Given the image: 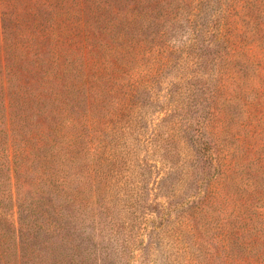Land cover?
<instances>
[{
    "label": "trees",
    "instance_id": "16d2710c",
    "mask_svg": "<svg viewBox=\"0 0 264 264\" xmlns=\"http://www.w3.org/2000/svg\"><path fill=\"white\" fill-rule=\"evenodd\" d=\"M195 2L191 8L181 0H60L56 7L48 0L33 5L0 0V264H39L38 258L49 250V245L39 247L54 229L38 225L28 202L53 207L46 216H57L68 227H80L76 221L82 226L81 212L94 211L95 190L100 188L92 173L104 149V141H97L104 140L103 133L108 140L122 139L115 132L126 93L122 77L131 64L142 67L149 48L157 49V65L145 69L150 75L168 76L166 71L177 64L184 70L179 84L158 100L157 192L169 191V196L157 194L158 235L172 227L181 239L188 238L189 264H264V0ZM44 10L50 17L46 27L39 15ZM229 66L228 81L238 85L230 92L227 81L223 96L220 84L206 76ZM254 67L258 76L240 84ZM25 73L31 74L29 84L23 82ZM184 80L192 82L191 102L181 109ZM196 97L208 108L199 112ZM238 103L239 115L233 114ZM55 110L82 115L89 122L80 131L73 119V137L64 128L58 131L65 143L63 160L49 157L51 149L41 157L43 180L62 173L66 187L55 194L57 199L38 190L36 197L26 198L17 182L14 196L11 181L22 152L18 136L45 141L43 128L36 124L32 130L29 118L35 111L45 115ZM93 125L102 139L92 136ZM181 142L190 147L189 158ZM67 166L76 173L64 172ZM77 172L91 182L88 202L80 205L69 175L79 179ZM183 185L190 191L184 198ZM176 198L180 202H171ZM66 205L76 211L67 221L62 213ZM179 206L193 210L187 220H173ZM65 232L71 239L76 233ZM87 243L98 247L100 237L61 248L58 264H104L105 256L94 258ZM30 246L37 247L33 256ZM125 248L122 244L121 252Z\"/></svg>",
    "mask_w": 264,
    "mask_h": 264
},
{
    "label": "rangeland",
    "instance_id": "374dc122",
    "mask_svg": "<svg viewBox=\"0 0 264 264\" xmlns=\"http://www.w3.org/2000/svg\"><path fill=\"white\" fill-rule=\"evenodd\" d=\"M36 1L26 0L31 5ZM48 1L56 7L60 6V0ZM181 1L191 5V8L195 7L196 4L195 0ZM48 14L49 12L46 10L39 13L45 27V24L50 22ZM69 27L71 28L72 25ZM154 51L157 49H147L143 53L142 67L137 69L135 64H131L129 70L122 77L121 84L126 93L123 97L124 106L118 115L117 124H115V132L122 136V139L114 137L108 140L105 133H103V138L98 125L92 126L94 131L92 136L104 140L92 139L97 142L104 141V149L101 152L102 156L98 157V165H95L96 172L92 173L96 185L100 188L97 189L93 185L96 188L94 211L86 209L84 214L81 212L82 226L76 221L80 227L86 229L85 232L76 225L68 227L66 223L60 224L57 222V216L48 218L46 213L52 212L53 207H40V203L37 204V201L28 202L34 208L33 212L39 219L38 225L45 229H54V231L43 236L42 245L39 249L44 245H49V250L43 252L42 256L38 258L39 264H58L61 257L57 251L71 243L76 245L81 239L94 237H100L101 244L98 247H92L90 243L87 244L92 249L94 258L100 255L105 256L104 264H189L191 252L186 245L189 239L185 237L181 239L179 232H176L172 227L168 228L164 236L161 234L159 236L160 229L159 233L157 230V194L160 192L162 195L163 193L169 194L167 189H158L157 192V144L159 142L157 125L162 119L160 113L157 112L161 108L158 100H163L167 96V90L173 84H179L184 70L177 64L174 69L166 71L168 76L150 75L149 70L145 69L157 65V53H153ZM230 69V66L229 68L225 67L222 73H217L216 76H206L213 77L217 81L212 82L213 84H220L219 92L223 96H226V90L222 88V85L229 80ZM30 76L31 74L25 73L23 82L29 84ZM242 76H245V79H242L240 84H247L250 78L258 76L256 67ZM183 84L186 85L185 90H182L178 97L182 102L181 109L188 107L192 92L190 88L192 82L188 83L184 80ZM228 84L230 92L238 85L235 81H228ZM239 103L235 106L233 114L239 115L240 109H237ZM194 105H198L199 112L203 108H208L204 101L198 97L194 99ZM56 110L51 114L44 115L35 111L30 115L32 130L37 128L36 124H39L43 128L41 135L45 137V141L37 142L36 139L32 140L29 137L23 140V136H18L22 142V152L17 159L16 176L14 175L11 181L14 196L17 190V182L23 188L26 198L36 197L35 192L38 190L46 197L57 199L55 194L66 187L64 184L65 174L62 173L56 174L49 181L43 180V176L40 175V165L43 161L41 157L51 149L52 153L48 154L49 157H60L63 160L62 153L65 150V143L63 137H59L58 131L64 128L71 132L73 137L77 134L70 125L73 119L80 131H85L86 129L83 130L82 126L89 122L82 115L69 112L68 116L56 112ZM177 114L179 117L180 113ZM63 117L69 121L64 122ZM180 146L184 157L189 158L190 147L182 142ZM36 155L40 157H36ZM64 172L76 173V168L72 169L67 166ZM69 175L71 179L75 180L73 183L74 190L80 194V200L78 199L77 202L79 205L81 202L87 203L91 186L89 178L78 176L79 179H77L71 174ZM86 175L87 172L84 170V176ZM0 179L2 180V172H0ZM178 180L176 182H179ZM176 182L174 186L180 188L181 186ZM185 187L187 186L183 185L186 193L181 194L183 198L189 196L190 193ZM167 188L171 189L172 187L167 186ZM170 191L172 192V190ZM177 198L172 199L171 202H180V199ZM16 201L14 198V220L18 222ZM47 201L54 204L52 200L47 199ZM76 209L82 210L79 206ZM177 209L178 211L172 214L173 220H187V216L193 211L188 206L185 208L179 206ZM62 213L67 217L65 221L76 216V211L69 205L63 207ZM67 229L76 231L73 239L70 238L69 233L65 232ZM164 232H166V228ZM122 244L129 248H125L121 252ZM30 247L33 248V256L37 247ZM34 257H38V253Z\"/></svg>",
    "mask_w": 264,
    "mask_h": 264
}]
</instances>
